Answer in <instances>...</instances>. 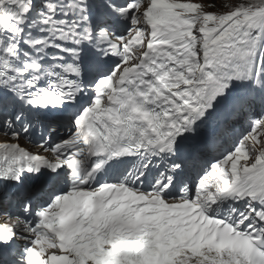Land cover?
<instances>
[{
	"label": "snow or ice",
	"instance_id": "1",
	"mask_svg": "<svg viewBox=\"0 0 264 264\" xmlns=\"http://www.w3.org/2000/svg\"><path fill=\"white\" fill-rule=\"evenodd\" d=\"M0 215V264H264V0H0Z\"/></svg>",
	"mask_w": 264,
	"mask_h": 264
},
{
	"label": "rangeland",
	"instance_id": "2",
	"mask_svg": "<svg viewBox=\"0 0 264 264\" xmlns=\"http://www.w3.org/2000/svg\"><path fill=\"white\" fill-rule=\"evenodd\" d=\"M218 1V5L222 4V3H231V0H217ZM183 2H187V0H183ZM222 10V9H220ZM257 148H259V146H256Z\"/></svg>",
	"mask_w": 264,
	"mask_h": 264
},
{
	"label": "trees",
	"instance_id": "3",
	"mask_svg": "<svg viewBox=\"0 0 264 264\" xmlns=\"http://www.w3.org/2000/svg\"><path fill=\"white\" fill-rule=\"evenodd\" d=\"M215 2L217 3V5L219 4L217 0H215Z\"/></svg>",
	"mask_w": 264,
	"mask_h": 264
}]
</instances>
